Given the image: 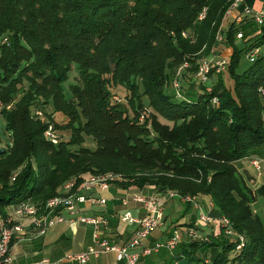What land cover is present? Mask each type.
Listing matches in <instances>:
<instances>
[{"label": "trees", "instance_id": "16d2710c", "mask_svg": "<svg viewBox=\"0 0 264 264\" xmlns=\"http://www.w3.org/2000/svg\"><path fill=\"white\" fill-rule=\"evenodd\" d=\"M234 2L0 0V117L12 138L0 153V211L47 201L70 180L78 187L88 174L113 173L121 177L114 185L124 189L208 196L215 203L211 213L229 217L247 237L238 252L237 238L217 223L219 236L181 241L170 262L207 264L210 256L211 264H264V219L252 205L250 176L238 164L264 145L258 93L264 22L245 15L224 29ZM221 44L231 49V87L213 70L198 95L170 92L172 80L190 82L187 72L195 75ZM255 49L239 71L242 57ZM74 64L78 81L67 90ZM120 89L125 102L116 98ZM56 113L66 124L55 121ZM51 124L69 130V138L57 144L46 138ZM87 138L94 147L85 145ZM257 194L264 199V184Z\"/></svg>", "mask_w": 264, "mask_h": 264}, {"label": "built area", "instance_id": "2783aa9c", "mask_svg": "<svg viewBox=\"0 0 264 264\" xmlns=\"http://www.w3.org/2000/svg\"><path fill=\"white\" fill-rule=\"evenodd\" d=\"M246 0H235L232 6L226 13V17L231 16L233 10L242 2ZM207 15V8H204L199 14V19L203 20ZM246 15H253L259 23L264 22V13L259 12L254 14L253 11L247 9ZM241 38L242 34H238ZM218 41H223L222 33L217 35ZM259 52L255 49L249 54V57H254ZM228 64L227 58L205 59L199 65L195 77L202 83H206L210 79V74L214 70L216 73H221L226 70ZM188 66V63L184 65ZM174 86L179 87L178 79L174 81ZM258 93L263 105L262 123L264 127V82L258 87ZM214 103L218 102V98L213 99ZM5 105L0 102V111ZM7 109L10 106H6ZM38 115L42 113L37 112ZM46 138L51 140L54 144L59 142L56 130L53 125H49L46 133ZM249 159L251 166L254 169L255 177H260L264 173V157L260 154L246 157ZM252 177V176H251ZM252 177V178H255ZM121 179L120 175L113 173L93 175L88 174L84 176L83 182L77 186L76 180L66 182L59 191V194L50 198L47 201H21L7 208L6 213L0 211V264H23L14 260L11 253V244L16 238H36L47 233V231L54 225L61 222H82L90 225L93 230V241L83 251L67 252L62 258L51 261L49 258H44L40 264H61L63 260L76 261L79 264H84L93 256H99L103 252L112 251L116 253L118 259H125L128 264H137L141 256L150 255L153 252L162 249L173 251L181 242V234L176 228L173 233L164 240H158L154 244H143V239L147 237L152 231L158 228L166 218V207L162 201L155 197H147L141 194H133L131 196H124L121 202L124 209L117 213L118 219L125 224H136L137 228L133 236L127 242L118 243L109 239L106 232V227L110 224V217L105 214H85L80 212V206L84 204L98 205L105 204L108 199L106 197L97 196L93 193L80 192V190H109L114 182ZM249 183H256L253 179H248ZM254 186V184H253ZM170 197L180 198L184 201H193L195 206L199 209V219L207 224H219L224 232L228 235H236L237 244L236 251L241 252L247 237L243 233H236L232 221L227 216H222L217 219L211 210L215 207L214 201L210 198L208 208L203 210L195 198L191 196L181 197L174 191L169 192ZM131 201H138L142 204L144 215L139 216L134 213L129 206ZM189 236L197 237L198 228L195 225L187 230ZM181 232V231H180ZM172 264H182L181 260L175 259Z\"/></svg>", "mask_w": 264, "mask_h": 264}, {"label": "crops", "instance_id": "0c3cea01", "mask_svg": "<svg viewBox=\"0 0 264 264\" xmlns=\"http://www.w3.org/2000/svg\"><path fill=\"white\" fill-rule=\"evenodd\" d=\"M247 9L257 14L264 13V0H246L240 3L232 12V20L240 21L245 15ZM229 22V23H230ZM225 27V25H224ZM241 169V168H240ZM245 170V169H244ZM80 192H89L95 195L105 196L108 201L105 204L80 206V212L85 214H105L111 219L110 224L106 227L107 236L113 242L123 243L130 240L137 228L136 224H125L121 222L117 213L124 209L121 198L133 194H141L147 197L154 196L159 191L155 187L145 189H124L120 186L113 185L109 190H80ZM162 196L161 193L157 194ZM129 206L136 215H144L142 204L138 201H131ZM173 233V227L165 226L164 222L143 239V244H154L156 241L164 239ZM93 241V230L90 225L82 222L70 223L61 222L51 227L46 234L30 239L16 238L11 244V253L18 263L23 264H40L44 258L55 261L63 257L67 252H80L85 250ZM155 256H141L137 264H172L173 251L162 249L156 251ZM61 264H79L76 261L63 260ZM84 264H128L125 259H118L116 253L112 251L103 252L99 256H93Z\"/></svg>", "mask_w": 264, "mask_h": 264}, {"label": "rangeland", "instance_id": "374dc122", "mask_svg": "<svg viewBox=\"0 0 264 264\" xmlns=\"http://www.w3.org/2000/svg\"><path fill=\"white\" fill-rule=\"evenodd\" d=\"M230 19L227 18L223 22V25H225L224 29L228 28ZM238 39L239 40H237L236 43L238 46H240L243 41L241 40V38H238ZM230 54H231V49L227 48L225 46H222V44H221L220 52H218V54L206 57L202 61H204L205 59H218V58H224V57L228 59ZM252 58L253 57L248 58L247 56L244 55L242 57V60H241V65H240L239 71L244 70L246 65H248V61L251 60ZM183 68L179 71H182ZM187 74H189L188 77H191V78L193 77L191 80L193 82H191V81L188 82L187 79L181 78L179 76L178 80L180 82V86L178 88L174 86V83H175L174 81L176 79L172 80L171 84L169 85V89H170V92L172 94H175L176 91H180V93L183 96L184 95L186 96V93H197L196 95H198L199 93L202 92L201 86L203 83L200 82L197 78H195L194 77L195 75H193L191 72H187ZM221 74H224L225 84L228 87H231L232 81L230 79L229 73L228 72L226 73V70H225V71L221 72ZM78 75L79 74H78L77 65L74 64L73 70L70 73V78L67 82H65V87L67 90H69V87L71 84H74L78 81ZM214 77L216 78V76H214ZM210 81H211V78L207 81V83H210ZM125 95H126V91L124 89H120L119 92L117 93L116 98L124 101ZM9 106L11 108L12 105H9ZM55 121L60 123L61 125H64V124H66L67 119L65 118V116L63 114L56 113L55 114ZM54 128H55V126H54ZM55 130H56L57 136L59 138H61V136H62V138L67 140L70 136L69 130L59 129V131H58L56 128H55ZM0 132H1V142H0V149H1L3 147L10 145L11 141H12V138L10 137V132H8L6 130L5 122L3 121V119H1V117H0ZM85 145L94 147L95 142L91 138H87ZM257 151L261 156L264 157V145L259 147L257 149ZM238 164H239V167L241 168L240 172L243 174V177L246 178V176L248 175V176H250V179H253L256 182V183H252V185L250 183L248 184V186L253 190L252 193L255 197V201L252 203V205H253L254 210L257 213H259L264 219V199H263V197L258 196V194H257V189L261 185L264 184V173L260 177H255L254 176L255 175L254 169L251 166L249 159H241ZM251 176L255 177V178H252ZM253 184H254V186H253ZM169 192L170 191H164V192L159 191V193H161L162 196H158L157 194H159V193H156V195L150 196V197H155L164 203V205L166 207L165 226L168 228L169 227L171 228V226L173 227V225H174V227L177 228L179 233L181 234V241H187L189 239L210 240L211 236L217 237L220 235V232H218V231L221 230V227H219L216 224L214 225V224L204 223L201 221V219H199V209L200 208L195 206V203L193 201H184L180 198L170 197ZM97 196H101V195H97ZM102 197H105V196H102ZM194 201H197L199 203V205L201 206V208L203 210H205L208 208L209 202L211 200L208 196L203 195V196L195 198ZM188 203H191L192 207L190 206L189 208H187ZM192 221H195L197 228H198L196 238L189 236L188 231H187L191 227V225H193V224H190ZM175 222H176V224H175ZM184 223H186V224H184ZM177 224H178V226H177ZM219 228H220V230H219ZM225 235L237 238L236 235H228L226 233H225ZM166 238H164V239H166ZM164 239H161V240H164ZM153 253H155V252H153ZM153 253H152V255L151 254L150 255L152 257H157ZM181 263L182 264H188L185 260L184 261L181 260ZM206 263L211 264L210 256H208V258H206Z\"/></svg>", "mask_w": 264, "mask_h": 264}, {"label": "water", "instance_id": "95a60500", "mask_svg": "<svg viewBox=\"0 0 264 264\" xmlns=\"http://www.w3.org/2000/svg\"><path fill=\"white\" fill-rule=\"evenodd\" d=\"M2 151H3V149L1 148V149H0V153H1Z\"/></svg>", "mask_w": 264, "mask_h": 264}]
</instances>
